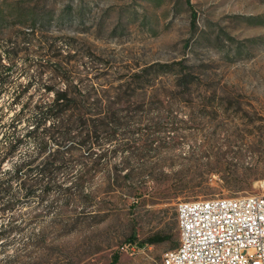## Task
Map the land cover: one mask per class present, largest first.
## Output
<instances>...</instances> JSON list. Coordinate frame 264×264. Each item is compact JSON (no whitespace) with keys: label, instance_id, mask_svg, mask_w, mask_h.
<instances>
[{"label":"rangeland","instance_id":"obj_1","mask_svg":"<svg viewBox=\"0 0 264 264\" xmlns=\"http://www.w3.org/2000/svg\"><path fill=\"white\" fill-rule=\"evenodd\" d=\"M37 42H62L63 56L91 61L88 75L105 73L110 89L152 63L177 65L139 91L141 101L126 103L141 106L129 129L160 134L131 137L122 186L88 205L19 191L12 210L0 214V224L19 226L0 238V264L14 255L11 264H110L115 254V264H161L178 243V202L264 193V0H0V54L18 51L0 91L2 122L20 107L12 97L33 73L21 70L36 58ZM37 89H28L34 99ZM158 92L159 102L148 103ZM33 150L23 141L4 169ZM120 156L109 159L110 177ZM105 174L94 172L82 192L100 195ZM137 186L142 194L133 198ZM128 242L146 248L131 254Z\"/></svg>","mask_w":264,"mask_h":264},{"label":"trees","instance_id":"obj_2","mask_svg":"<svg viewBox=\"0 0 264 264\" xmlns=\"http://www.w3.org/2000/svg\"><path fill=\"white\" fill-rule=\"evenodd\" d=\"M26 39L29 42L32 37ZM62 45V42L35 44L36 58L28 60L21 70L27 72L32 69L33 73L28 76L24 85L14 91L12 97L13 103L19 102L20 107L7 121H0L1 215L8 213L16 205L21 197L18 195L19 191H22V197H36L39 201L51 197L52 202L59 200L63 204L88 205L97 197H110L114 190L112 187H121L125 176H130L127 172L121 175L119 171L124 163L122 154L132 147L131 137L135 136L139 140L160 134L158 129H129L141 119V106L128 107L126 103H130V99L134 102H139V99L141 101L139 91H146L158 77L176 71V63H152L140 73L126 76L123 84L110 89L105 85V73L94 76V80L88 75L93 63L83 62L76 55L63 56L60 52ZM8 49L0 54V91L10 83L12 62L18 53H11ZM3 59H7V62ZM118 79L122 80L124 77ZM60 82L63 86L56 87ZM32 84H37L40 88L36 90V99L28 91ZM130 84L134 88H129ZM158 94L159 92L152 94L147 102H159ZM25 140L34 143V150L4 169L3 164L11 159ZM111 143L115 144L108 148ZM119 154L122 157L120 156L119 164L114 166L115 177H110L109 159ZM98 170L106 171L100 195L97 194L98 191L82 192L84 184L90 182L92 174ZM128 180L135 183L133 178ZM13 183L17 184L18 189L13 188ZM134 188L131 196L137 198L142 192L138 186ZM51 207L52 204L48 206V210ZM85 213L91 215L95 211ZM65 214L64 209L58 213ZM37 215L34 213L32 217ZM18 229L19 226L13 220L2 222L0 238L7 237ZM133 237L134 234L128 239L132 240ZM161 240L162 238H151L149 242ZM14 259L15 255L7 257V264H11ZM117 260L118 255L115 254L110 264H115Z\"/></svg>","mask_w":264,"mask_h":264},{"label":"built area","instance_id":"obj_3","mask_svg":"<svg viewBox=\"0 0 264 264\" xmlns=\"http://www.w3.org/2000/svg\"><path fill=\"white\" fill-rule=\"evenodd\" d=\"M176 219L178 243L161 264H264V193L183 200ZM124 248L136 254L146 245Z\"/></svg>","mask_w":264,"mask_h":264}]
</instances>
